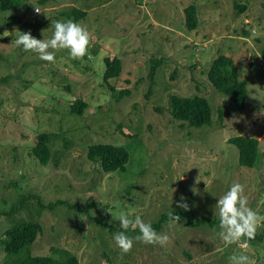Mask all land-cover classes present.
<instances>
[{"label": "rangeland", "instance_id": "374dc122", "mask_svg": "<svg viewBox=\"0 0 264 264\" xmlns=\"http://www.w3.org/2000/svg\"><path fill=\"white\" fill-rule=\"evenodd\" d=\"M22 2L0 10V264H64L63 251L80 264H264V0ZM73 7L87 14L74 21ZM219 54L248 82L245 110L208 78ZM108 57L123 65L109 83ZM171 95L206 97L211 123L176 119ZM76 99L88 103L82 115L71 112ZM42 133H52L47 164L33 153ZM239 134L259 139L253 167L229 141ZM95 143L124 146L125 169L104 172L87 154ZM178 209L238 228L181 218L158 234L116 230ZM26 222L41 224L37 239L7 255L5 231Z\"/></svg>", "mask_w": 264, "mask_h": 264}, {"label": "trees", "instance_id": "16d2710c", "mask_svg": "<svg viewBox=\"0 0 264 264\" xmlns=\"http://www.w3.org/2000/svg\"><path fill=\"white\" fill-rule=\"evenodd\" d=\"M26 7V3L21 0H0V10H8L19 6ZM235 6L241 10H245L246 6ZM185 20L189 30L196 29L199 24L198 8L195 4H191L185 8ZM74 21L80 20L87 14V11L73 7L66 12ZM159 61L152 64L149 78L151 80L150 91L155 83V76ZM122 61L118 57L106 58V70L104 79L109 83V79L119 77L122 72ZM208 78L211 83L222 93L228 96L238 110H245L247 106L248 82L240 78L239 67L235 60L225 54H219L212 62L208 70ZM111 87V84L109 85ZM129 93L128 90L121 91L124 95ZM171 108L173 116L188 124V126L200 127L210 124L212 121V107L208 99L204 96L185 97L179 95H171ZM88 103L83 99H76L71 105V112L82 115ZM52 133H42L37 136L38 140L33 147L34 155L42 164H47L52 157V149L50 147ZM229 141L236 145L239 150L240 164L253 167L257 161L259 153V139L254 136L239 134L229 138ZM88 157L97 162L104 172H112L116 170H124L129 161L130 154L124 146L109 143H95L88 148ZM74 206V205H72ZM186 219V223L191 227H199L202 225L215 226L218 223H228L234 228H238L236 219L229 220L227 218L205 219L197 217L192 211L178 209L170 213H162L160 218L145 226L142 229L131 228L130 225L116 229L118 231L129 233L131 236H147L149 234H158L164 224L175 219ZM42 226L37 222H26L15 225L5 231L8 241H5V252L7 255L19 253L26 245L34 243L40 233ZM115 230V228H112ZM254 238V235H251ZM262 238V237H259ZM65 257L64 264H80L78 257L68 251H63ZM28 264H59L53 255L33 256L29 258Z\"/></svg>", "mask_w": 264, "mask_h": 264}]
</instances>
